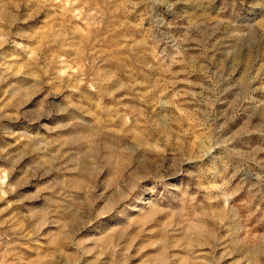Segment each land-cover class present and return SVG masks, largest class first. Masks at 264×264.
<instances>
[{"label": "rangeland", "instance_id": "obj_1", "mask_svg": "<svg viewBox=\"0 0 264 264\" xmlns=\"http://www.w3.org/2000/svg\"><path fill=\"white\" fill-rule=\"evenodd\" d=\"M0 264H264V0H0Z\"/></svg>", "mask_w": 264, "mask_h": 264}]
</instances>
